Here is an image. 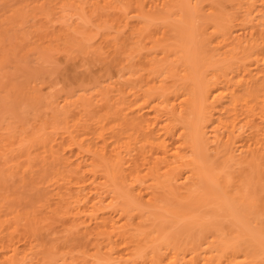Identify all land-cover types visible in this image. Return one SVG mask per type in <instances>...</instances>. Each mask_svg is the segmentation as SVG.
Returning a JSON list of instances; mask_svg holds the SVG:
<instances>
[{
	"label": "bare ground",
	"instance_id": "1",
	"mask_svg": "<svg viewBox=\"0 0 264 264\" xmlns=\"http://www.w3.org/2000/svg\"><path fill=\"white\" fill-rule=\"evenodd\" d=\"M89 1L102 4L101 0ZM102 1L106 5L117 0ZM223 1H231L233 12L237 10V14H232L231 10L224 12L214 0L208 1L206 7L204 0H195L197 7H193L195 2L190 6V0H126L127 10L120 21V17L117 20L115 16L117 13L113 15L115 20L112 14L108 15V19L113 18L110 19L112 25L115 24L113 33L118 31L112 39L115 51L109 60L106 58L104 73L100 69L102 75L97 77L91 72L93 77L91 69L86 72L88 74L81 72L84 73L82 77L80 73H72L74 77L69 83H75L78 90L65 89L63 109L61 112L55 110L58 114L63 110V119H66L65 123L63 119L61 122L65 125L59 127L63 129L61 140L53 135L50 139L47 137L53 131L47 135L43 128L46 124H42L43 130L37 135L35 132L41 128L38 122L39 129H33L36 136L26 137L24 142L27 144L21 150L20 158L18 156L19 159L10 165L11 174L23 177L20 186L31 185V189L28 186L30 193L25 189L29 194L23 187L29 196H20L21 201L28 197L33 202L29 204L30 199L24 198L22 204L25 206L21 211L20 207L12 209V205L6 213L0 205V248L3 249L0 264L25 262L29 257L27 249L30 248V252L33 246L29 241L34 237H42L45 251H41L39 260H31V263L26 260V264H46L44 254H48L47 251L65 258L72 255L71 264H231L237 257L242 258L234 264H264V0ZM132 12L136 14L134 19L130 17ZM173 12L178 15L179 24H172L175 18L166 20ZM253 13L258 19L256 23L251 21L255 19L251 16ZM163 18L167 23L161 21ZM238 26L250 28V32L242 37L235 33ZM106 71V76L112 72L109 77L126 73L129 76L114 89L106 87L113 83L111 78L102 85ZM72 74L68 75L71 77ZM131 75L137 78L133 79ZM117 81L121 79L116 80V84ZM22 84L11 85L17 89L16 96L19 97L15 102L32 105L35 110L33 105L38 102L34 106L39 107L44 97L42 93L39 95L36 86H30V81ZM90 84L98 87L99 92L95 91L102 97L105 95L106 102L111 98L107 91L116 90L117 97L101 113L102 117L106 113L105 118H93L89 122V118H83L86 115L80 113L82 116L71 123L68 119L71 113L74 119V108L72 112V107L67 108L85 98ZM84 100L81 107L92 102L88 98ZM106 102L100 103L106 106ZM81 110L77 109L78 112ZM88 111L83 113L89 114ZM57 121L51 122L52 127ZM52 129L57 133L61 131ZM25 132L28 131L25 129ZM45 175L54 178L53 191L34 186L38 181L29 180H36L38 176L45 178ZM180 187L187 191L179 192V195L176 190V195L174 189ZM121 198L125 205L119 207L117 199ZM162 200H174L170 208L177 206L178 215L192 216L193 210L201 212L199 209L204 206L209 210L214 208V213L209 214L211 218L220 216L222 220L225 216L231 220H222L220 226L211 224L212 220L210 225L205 222L199 226L195 220L200 228L192 238L187 234V226L181 231L176 227L180 219L176 221L175 216L170 220L177 223H173L175 227L172 231L169 229L171 233L168 234L166 228L173 224L164 221V216L157 215V211L149 224L153 229H149L146 222L142 223L145 220L141 218L135 221L133 210L141 211L139 214L146 212L138 203L156 206ZM114 206L118 208L114 209ZM2 212L11 216L2 219ZM186 217L182 220L187 221ZM201 218L205 219L204 216ZM22 219L26 221L22 222ZM45 219L61 222L62 228L51 232L48 228L54 224ZM18 221L24 223L25 228L21 225L24 232H21L27 237L23 250L16 244L19 241L15 232L19 231V226L11 224ZM93 221L95 225H92ZM42 222L49 225L46 227L49 233L43 234L45 230L41 229L45 226ZM188 222L186 224L190 225ZM163 231L167 232L164 234ZM49 260L50 264L55 262V259Z\"/></svg>",
	"mask_w": 264,
	"mask_h": 264
},
{
	"label": "rangeland",
	"instance_id": "2",
	"mask_svg": "<svg viewBox=\"0 0 264 264\" xmlns=\"http://www.w3.org/2000/svg\"><path fill=\"white\" fill-rule=\"evenodd\" d=\"M71 1L72 0H70V1L69 0H53V1H51V0H0V170H1L0 171V173H1L0 174V205L2 206V211H4V213H6V211L9 210L12 207V205H13L12 209H19V207L21 208V207L25 206V205H23L24 204V202H23L24 198L27 199V200L30 199L29 202H28L29 204L33 202V201H31V198L28 199V197L27 198L23 197L22 201H21L20 198L25 193H28V192L30 193L31 192L28 189V186L31 189V187H30L31 185H27L26 187L25 186H20L21 185L20 182L22 181L23 177L20 175V178L22 177L21 180H20L19 174L18 175L17 174L16 175L15 174L14 175L11 174L12 170L10 168V165H11L12 161H14V160L16 161L17 159H19L20 155L23 152L21 150L25 149V146H26L27 143L24 142V141H25V139H28L26 137L27 136L30 137V138L35 137L36 135L34 134V132H33L34 130L33 129H35V131H37L39 129V123H41V125H40L41 128H40V130L35 132L36 134L40 133L43 130V128H44V131H46L47 133L44 132V131L43 132L46 133L47 135H48V133L50 134L53 131V133H51L48 136L45 134L47 137H49V139L53 135V137L57 138L58 141L61 140L59 138H60L61 134H63L62 133L63 129H61L59 127H61L62 125H65L64 123H65L66 119H63V110H62V114L61 113L58 114V112L62 108V103H64L63 102V96L65 95V93H66L65 91L66 90L67 91L68 90H71V91L73 90L74 91L75 89L78 90L75 83H73V84L69 83V81L72 82L70 80V78L73 79L72 77H74L72 73H74V72L75 73H80V77H82L83 76L82 74H84V73L88 74L86 72L89 69H91V71L89 70L90 73L94 72V74H96L97 77L99 75H102L100 73L101 72L104 73L105 66L107 65V63H105V62L107 61V59L109 60V58L114 53L113 51H115L114 50L115 46H113V40H114L113 36H114V34L118 33V31H116V33H113V30H114V32L116 30L115 29V24L112 25L113 23H111L110 19H113L112 17H114L113 15H115L116 13H117V15H115L116 18L120 17V19L117 18V20L119 19L118 21H120L122 19V14H124V12L127 10V6L125 8L126 0H124V5H123V0H117L116 2H109V4H106V5H108V7H105L106 5H103L104 2L102 0H101L102 4L92 3L89 0L88 1L87 0H74L72 2ZM190 1L191 2L189 3V5L193 6V3L195 2V0H190ZM204 1H205L204 2L205 4L203 2H201V4H204L205 5L204 7H206L207 5H209L208 3H210L208 1H211V0H204ZM117 2L118 3L121 2V4L124 7H122V5H120V3L117 4ZM212 2H213V0H212ZM90 3H92L93 5H91ZM214 3H216L218 6H220V8H222V10L224 12H229L230 10H231V12H233V5H232L231 1L214 0ZM114 6H116V7H114ZM186 6L191 8L190 6H188V4H186ZM121 7H122V9L124 11H122ZM193 7H197L196 6V2H195V6H193ZM145 8L149 9L148 6H146ZM75 9H78V10L76 11ZM55 10H56L57 13L55 12ZM109 10H111V11H109ZM236 11L234 10V12L232 14H237V13H235ZM134 13L135 12H132L130 14V17L132 16V19L136 18V14H134ZM173 13L174 14L171 13V15L166 18V20L168 21V19H169L171 21V19L173 20V18H175L174 19L175 21H171L172 24H175V23L179 24L177 22L178 20H176V17H178V15H176L175 12H173ZM254 14L255 13L251 14V16H253ZM108 15H111L112 17L110 16V19H108L109 18ZM116 18L114 17V20ZM253 18H255V19H253L251 21L256 23V21L258 20L257 16L254 15ZM163 20H164V22L167 23V21H165V18L161 19V21H163ZM112 22H113V20H112ZM161 24H162V22H161ZM164 25H166V24L164 23ZM112 26H114V27H112ZM239 27L240 26H238L236 28L237 30L235 29V33L239 34L242 37L245 34H248L250 32L249 31L250 28L249 29L248 28L241 29V27L240 28ZM242 28H244V27H242ZM122 31H120V32L122 33ZM246 32H248V33H246ZM120 38H122V37H120ZM106 54H107V56H106ZM114 60H112V61H114ZM104 63H105V65H104ZM108 64H109V62H108ZM101 66H102V68H101ZM100 69H102L103 71L101 70V72H100ZM67 71H68V73H66ZM83 71H84V73L81 74V72H83ZM139 72L141 73V70ZM92 73H91V75H92ZM110 73L112 74V72H110ZM68 74L69 75L72 74V76L70 77ZM106 74H107V71L104 74V79L106 78V80H105V82L102 83V85L103 84H107L108 82H110V78H111V82H113V83H111V84L108 83V86H106V85H104V86H106V87H111L112 86V88H114V89L118 88V86H119L118 84H120L121 82L124 83L125 82L124 79L126 77L128 79V76H129L128 73H126L124 76L123 75L120 76L118 74V75H113V77H109L111 75V74H109V75H107L109 77L108 78L106 76ZM66 75H68V76H66ZM135 75L137 76V74H135ZM135 75H131L133 77V79H134V77L137 78ZM92 76L95 77L94 75H92ZM132 77H130V78H132ZM67 78H69V79H67ZM114 78H116V79L113 80ZM118 79L119 80L121 79V81L120 82L117 81L119 83L116 84V80H118ZM29 81H30V86H36V88H38L36 90H39V95L42 93L41 96L45 98V99L41 98L42 99L41 101L44 100L42 102L43 104L39 103V105H38L39 107H40V105H42L43 107L41 106L39 108V107H37V105L34 106L38 102L33 105V107H35V110L31 107L32 105H28V104H26L24 102H19V104H17L15 102V101L19 100V97L16 96L17 95V93H16L17 89L11 88V85H13V84H17V85L22 86L23 85L22 83L26 84ZM64 81H65L67 86L65 85ZM68 83L70 84V87H69ZM86 84H88V83H86ZM90 85H91V87H89L88 91L86 92L85 98H88V101L90 100L89 102H91V100H92V102H91L92 104L90 103V104H88L89 106L85 105V106L81 107L83 105V103H85L87 101V99L85 101L84 100L85 98L84 99L82 98V100L80 102L78 101V103L76 105L73 104V103H72L73 105L70 106V107H68V105H67L68 108L65 105H63L67 109H70L72 107L71 108V112H72V109L74 108L73 109V111H74V119L72 120V118H73V116H71L72 113H71V115H69V119H68V120H70L71 123L75 119H77L76 117L81 115L80 113H82V115H86V116H83V118H85V117L89 118V122H91L93 120V118L99 120L100 118H98V117H102L101 115L103 114V111L108 109L107 108V104L110 103L113 100V98L117 97V91L113 90L112 88L111 89L109 88V90H113L114 92L113 91L112 92L111 91H109V92L107 91V95L109 93L111 95V96L109 95L111 98H110L109 102L108 101L106 102V100H108V99H106L105 95L103 94L104 95L103 97L106 99V100H104V98L101 96V94L98 93L99 92L98 87H94V86L92 87L93 84H90ZM63 87H65V88L63 89ZM74 87H76V88H74ZM99 88L101 89V87H99ZM95 89H97L98 92L95 91ZM61 90H63V91L65 90V91L63 92ZM90 91H91V93L95 91L92 94L94 96H96V97L92 96ZM100 92H102V91L100 90ZM113 93L114 94L116 93L115 96H114ZM57 94H59V95H57ZM95 94H97V95H95ZM56 95L58 97H60V98H58ZM107 95H106V97H108ZM52 96H54V97H52ZM76 96H75V98H76ZM91 96H92V98L90 99L89 97H91ZM98 97H100V98H98ZM48 100H50V101H48ZM14 102H15L16 105L14 104ZM100 102L103 103V104H105L104 102H106V106L104 105L105 106L104 107ZM93 103H95V104H93ZM79 104H80V106H79ZM11 105H13V106H11ZM95 105H97V106H95ZM99 106H103L104 108L101 107L102 108V110H101V109H99ZM36 107L39 108V109H37ZM87 107H88V109H87ZM97 108H98V110H97ZM36 109H37V111H36ZM67 109H64V110H67ZM77 109H78V111H80L81 109L82 110H81V112H78ZM84 109H86L87 111L90 109L91 112L88 111V113L91 114V115L94 113L93 111L95 109L97 110L96 111L97 113H95L92 116L91 115L87 116L89 114H84L83 112L86 111ZM55 110L58 111V112H55ZM52 112H53V114H52ZM75 114H77V115H75ZM105 114L103 116L104 118H105ZM56 115H58V116H56ZM60 115L62 116V118H59V117H61ZM53 116H54V118H53ZM55 118H57V119H55ZM16 119H19V120H16ZM62 119L64 120V123H61V122H63ZM40 120L43 121V122H40ZM53 121H57L56 122L57 124L54 122L53 123V127H52V123L51 122H53ZM94 121H96V120H94ZM21 122L25 123V124L21 125ZM58 122H60L59 126H57ZM42 124H46L44 126L47 127V125H48V127L47 128H45V127L42 128ZM55 125H56V127H55ZM23 126H24V128H23ZM52 128H57V131H59V129H61V131L58 132L59 133L58 134L56 132V129H52ZM25 129L28 132H25ZM23 130H24V132H23ZM24 133H26V134H24ZM31 133H33V136L31 135ZM27 134H29V135H27ZM55 134H56V136H54ZM46 136H45V138H47ZM15 156H17V157H15ZM18 156H19V158H18ZM73 157L76 158L77 156L74 155ZM126 168H127V166H126ZM49 177L50 176L46 177V175H45V178H41V179L39 178V176H38V178L36 180L35 179H29L30 177H28V179L30 181L31 180L38 181L37 183L35 182L34 186L42 187V188L45 187V189H49V190L53 191L54 180H52V179H54V178H52V177L49 178ZM29 180H27V181H29ZM39 183H41V185ZM202 183H204V182L202 181ZM28 184H29V182H28ZM36 184H38V185H36ZM23 187H25L24 190L27 188L28 192L25 190V193H24ZM180 188L181 189H179V188L174 189V191H175L174 193L176 195L179 192L182 193V192H186L187 191L186 188H182V187H180ZM182 190H184V191H182ZM19 193H23V194L21 195ZM181 193H179V195ZM26 195L27 194H25V196ZM179 195H178V197H179ZM27 196H29V195H27ZM169 197L170 196H168V198ZM167 199L165 201H167ZM118 200L119 199H117L119 207H120V205L121 206L125 205L123 198H121L119 201ZM165 201L162 200V203H160V201H158L159 203L156 202L158 204V205L156 204V206H153L154 205L153 203L148 205V204H143V203H138L137 202L138 204L142 205V207L140 206L142 209H144V210L146 209L147 213L144 211V212L140 213L141 214L140 215L139 212H141V211L137 212L135 210H133V211L131 210L132 213L136 212V215L133 214L135 216V221H138V220H141V219H142V221L145 220L142 223L146 222L145 224L148 225L149 229H153L152 228L153 225L151 227L149 225V224H152L151 220H152V218H154V217H151L152 215L158 213L157 215L160 216V214H161L162 218L164 216V221L166 219L168 221L169 225H171V222H172L171 220L175 219V217H176V221L179 218L180 219V223H177L174 220V222H172V224L173 223L174 224L177 223L178 226L176 224V227H178V228L180 227L179 228L180 231L182 229H186L188 227L189 232L187 230L186 231L184 230V231L188 232L187 233L188 235L191 234V238H192V236L196 233L198 228H200L199 226H200L201 223L204 224L205 222L206 223L209 222L207 225H210V222L212 220L211 224L212 223L213 224L216 223V225H218V224H220L219 222H221L222 220H223V222H226L228 219H229L228 221L231 220L230 218H227V217H226L227 219H225V216H223L224 218L221 216V218H223L222 220L219 219L220 216H219V218L216 217L217 219H215V217L213 219V217L211 218V216L209 214H213L214 213V210H213L214 208L210 207V208H213V209L209 210V208L207 206H206L207 208H204V206H201V208L199 209V210H201V212L200 211H196L195 212L192 209L193 210V214L195 215L194 217H193V214H192V216H190L191 214H189V217H188V214H186L184 212L185 214H183V215H185V217L186 216L188 217V218L186 217V219H187V221L189 220V222H188V223H190V225H189V224H186L187 221L182 220L183 218H185L183 215H178L177 210H179V209L175 210V208H177V206L174 207V208H170L171 205L175 203V201L174 200H170L168 202H165ZM107 202H108V200L105 202V204H107ZM115 204H117V203L115 202ZM31 205H33V204H31ZM34 205H37V204H34ZM112 207H113V205H112ZM112 207H110V209H112ZM115 208L116 207L114 206V209ZM179 208H181V207H179ZM184 208L187 209L185 206H184ZM194 208H196V207H194ZM169 209L171 210V212L173 214H171ZM19 210L21 211L22 208L19 209ZM197 210H198V208H197ZM154 211L155 212L157 211V212L154 213ZM181 211H183V209ZM198 212H200V213H198ZM4 213L1 215L2 219L7 218L8 215H9V217L11 216L10 214H8V215L5 214L4 215ZM179 213H183V212H179ZM138 214H139V216H138ZM145 214L148 215V217L145 216ZM166 214H168V216ZM115 215L117 217L118 213L115 214ZM205 215H208L209 217L205 216ZM203 216H204L205 219L201 218ZM262 218H263V216H262ZM49 219H47V220L45 219V222L48 221ZM199 219H201V220H199ZM53 220L54 219H51V220H49V222L51 221L53 223ZM190 220H191L192 224H191ZM195 220H198V221H195ZM202 220H204V221L202 222ZM21 221L25 222L26 220L22 219ZM21 221L20 222L18 221L19 223H21L20 225H19V223H17V224H15L14 222L11 223V224L19 226L18 227L19 231L17 230L18 232L17 231L15 232L16 237L15 236L14 237L18 238L19 243L16 242V244L17 245L19 244L18 246H19L20 250L22 249V247L24 245H27V244H25V241L27 240V237L25 238V236L23 235L24 233H22V232H24L23 228H25V226H24V223H22ZM167 221H166V223H167ZM194 221H195V223H198L199 226L197 224H195ZM57 222L58 221L53 223L55 227L52 226V227L48 228V229L52 230L51 232H53L54 230L58 231V229L62 228L61 227L62 225L60 224L61 222H59V223H57ZM178 222H179V220H178ZM184 222H185L186 225L184 224ZM42 223H44V222H42ZM193 223L195 224V226L193 225ZM255 223L256 222L253 221L252 225L255 226L256 225ZM257 223H258V221H257ZM47 224H49V223H47ZM53 224H50V225H53ZM55 224H57V225L60 224V225L57 226ZM93 224H94V221L92 222V225ZM180 224H181V226H180ZM228 224L229 223H227V225ZM5 225L7 227H9L8 224L5 223ZM21 225L23 226V228H22ZM173 225H172V227L167 226V228H166V229H168L167 230L168 232L166 231L167 234L171 233V231L174 229L175 225L174 226ZM220 225H218V226H220ZM258 225H261V224L258 223ZM44 226H45V223H44ZM48 226H45V229L44 228L41 229V230H45L44 233L41 231L43 234H46V232H47L46 227H48ZM66 226L70 227V226H68V224ZM143 227H145V226H143ZM181 227H183V228H181ZM171 228H172V230H171ZM178 228H176V230H178ZM166 229H163V230H166ZM166 232L163 231L164 234ZM47 233H49V232H47ZM61 233H65V232H61ZM61 233H58V234L60 235ZM18 235L20 237H17ZM153 235H155V234L153 233ZM27 236H29V233H28ZM49 236L53 237V235H49ZM30 238L32 239L33 236H30ZM34 238H33V241L28 238V240H31L29 242L33 243V246L31 245L32 249H31L30 252H29L30 248L29 249L26 248L28 250V253H29L27 255V257L28 256L29 257H28V259H26L27 262L25 260L26 263H28V261L31 263V260L36 262V259L38 258L37 260H39V258H40L39 255L41 254V251H43V250L45 251L44 246L41 244L42 243L41 240H43V239H41L42 237H38V238L36 237L37 239H34ZM44 239H45V237H44ZM15 240H17V239H15ZM43 242H44V240H43ZM30 243H28V244H30ZM83 245H85V244H83ZM25 247H28V246H25ZM87 247L89 248V245ZM23 249H25V248H23ZM0 251H1L0 254H2L3 253V249L0 248ZM76 252H77V249H76L75 253ZM46 253H48V254H44L45 257H46V264L47 263L50 264L51 261L49 259H52V260L55 259L54 260L55 262L52 261L55 264H62V263L63 264H68V263H70L73 260L72 259L73 257L71 255V253L69 254V255H71L70 258H69V256H67L65 258V257L61 256L58 253L54 254V253H51V252L49 253L48 251ZM75 253H73V254L76 255L77 253L76 254ZM50 254H52V256ZM41 256L43 257V255H41ZM233 257H235V256H233ZM0 258L2 259L1 255H0ZM74 258H75V256H74ZM102 258H104V257H102ZM241 258L242 257H237V258H233V260H234V262H235V260L240 261ZM43 259H44V257H43ZM47 260H49V262H47ZM63 260H64V262H63ZM104 260H102V261H104ZM25 262H23L22 264H26ZM234 262L231 263V264H234ZM102 264H104V263L102 262Z\"/></svg>",
	"mask_w": 264,
	"mask_h": 264
}]
</instances>
